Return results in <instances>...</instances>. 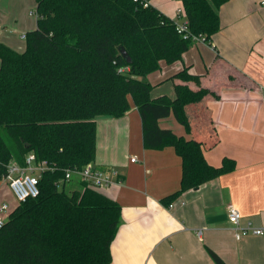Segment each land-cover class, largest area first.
<instances>
[{
    "label": "trees",
    "instance_id": "16d2710c",
    "mask_svg": "<svg viewBox=\"0 0 264 264\" xmlns=\"http://www.w3.org/2000/svg\"><path fill=\"white\" fill-rule=\"evenodd\" d=\"M178 1L190 34L210 44L228 0ZM34 3L36 27L26 33L23 51L0 43V178L11 161L23 166L30 153L52 170L41 173L38 196L17 204L0 229V264H111L119 204L85 183L64 191V170L95 160L97 118L123 117L131 99L144 148L174 149L182 176L179 190L161 200L166 206L235 163L224 158L219 167L211 166L197 140L160 128L159 121L172 115L191 133L199 102L209 92L177 89L173 99L151 98L147 77L164 64L183 65L173 78L199 86L200 76L184 65L193 42L147 0ZM208 253L214 264H226Z\"/></svg>",
    "mask_w": 264,
    "mask_h": 264
},
{
    "label": "crops",
    "instance_id": "0c3cea01",
    "mask_svg": "<svg viewBox=\"0 0 264 264\" xmlns=\"http://www.w3.org/2000/svg\"><path fill=\"white\" fill-rule=\"evenodd\" d=\"M147 2L174 23L185 20L178 0ZM34 12V0H0V43L23 51L21 35L35 29L36 18L30 22ZM219 16L221 28L210 44L194 42L184 55L188 73L200 76L199 86L173 78L182 64L172 65L168 75L160 69L147 79L153 76L154 84L171 79L173 91L166 96L172 99L178 90H207L191 133L172 115L159 126L197 140L209 165L219 167L230 158L235 166L182 193L168 208L161 200L179 190L182 176L174 149L144 148L141 118L131 99L123 117L97 118L96 157L91 164L118 171L121 181L98 189L121 208L111 264H214L208 250L226 264H264V236L241 234L247 224H264V0H228ZM19 17L23 24L17 22ZM76 183L73 190L80 185L79 180ZM4 203L11 210L17 205L1 177L0 205ZM229 206L240 215L237 229L228 222Z\"/></svg>",
    "mask_w": 264,
    "mask_h": 264
},
{
    "label": "built area",
    "instance_id": "2783aa9c",
    "mask_svg": "<svg viewBox=\"0 0 264 264\" xmlns=\"http://www.w3.org/2000/svg\"><path fill=\"white\" fill-rule=\"evenodd\" d=\"M182 11L178 10L180 15ZM30 16L37 18L36 13H30ZM176 30L182 36L183 39H190L194 42H203L199 37L193 36L188 30V23L186 20L175 23ZM25 33L21 35V39L25 40ZM134 160V159H132ZM52 170V168L45 161H36L34 154L30 153L25 158V165L11 161L6 166V174L3 176L10 191L12 192L17 204L24 202L28 198H35L39 194V178L41 173ZM72 175H77L80 183H85L95 189H105L112 185L120 184L119 172L116 170H100L92 164H87L80 170L77 169H65L64 170V182H69ZM171 206L169 205L168 208ZM11 212L10 207L7 204L0 205V229L5 225L8 215ZM228 222L233 229H237L240 215L238 211L229 206L227 208ZM250 233L255 236H264V224L253 227L247 224L242 229L241 234ZM235 238L240 239V235L236 234Z\"/></svg>",
    "mask_w": 264,
    "mask_h": 264
},
{
    "label": "rangeland",
    "instance_id": "374dc122",
    "mask_svg": "<svg viewBox=\"0 0 264 264\" xmlns=\"http://www.w3.org/2000/svg\"><path fill=\"white\" fill-rule=\"evenodd\" d=\"M3 6L5 7L4 9H6V7H7V3L4 4ZM17 22L23 24L22 17H19V18L17 19ZM30 22L35 23V17H33V18L30 20ZM22 27H23V26H22ZM19 32H20V31H16L17 34H19ZM20 43H22V45H23V44H24V40H21ZM22 48H23V47H22ZM171 67H172V65H164V66L161 68V72H164V75H165V74L168 75V73L172 71V70H171ZM152 77H153V76H151V77L148 78V81L150 82V84H151V86H152V88H151V90H150V96H151V97L157 96V95H159V94H165V95H166V94H171V93H172V91H173V90H172V86H171L172 84H171L170 81H168V80H171V79H167V80L164 81L163 83H157V84H154V83H153V82H154V79L152 80ZM76 180H78L77 175H72L70 181L65 183L64 191H65L66 193H69V192H71V191L74 189V187L72 188V185H73V183H74V184H77V183H76ZM59 188L61 189V185L59 186ZM77 188H78V190H79V189L81 188V186L79 185ZM77 188H76L75 190H77Z\"/></svg>",
    "mask_w": 264,
    "mask_h": 264
},
{
    "label": "water",
    "instance_id": "95a60500",
    "mask_svg": "<svg viewBox=\"0 0 264 264\" xmlns=\"http://www.w3.org/2000/svg\"><path fill=\"white\" fill-rule=\"evenodd\" d=\"M121 53H122V56L123 57L126 56V52L124 50H121ZM126 59H127V61H129V58L128 57Z\"/></svg>",
    "mask_w": 264,
    "mask_h": 264
}]
</instances>
